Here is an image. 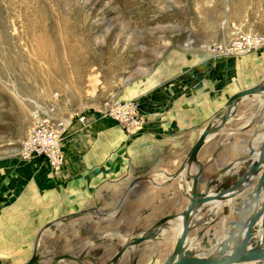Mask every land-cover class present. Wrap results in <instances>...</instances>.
I'll list each match as a JSON object with an SVG mask.
<instances>
[{"label": "crops", "instance_id": "1", "mask_svg": "<svg viewBox=\"0 0 264 264\" xmlns=\"http://www.w3.org/2000/svg\"><path fill=\"white\" fill-rule=\"evenodd\" d=\"M167 50L171 53L155 66L134 70L115 91L120 99L140 103L146 115L142 131L130 134L102 118L98 109L104 99L88 97L79 108L61 110L70 124L62 142L66 161L59 171H51L40 158L18 157L12 163L8 212L18 224L8 225L9 241H22L23 236L27 241L30 211L42 219L45 212H116L115 219L100 224V241L123 243L154 226L151 234L160 230L158 224L165 217L157 221L158 212L177 207L174 191L184 210L189 202L188 176L198 165L185 167L173 179L169 174L183 164L201 131L219 124L232 94L264 82V47L240 57L213 56L194 45H171ZM263 134L264 91L242 97L232 116L204 141L197 153L198 191L210 194L231 186L247 170ZM263 169L264 164L234 195L198 206L189 221L187 250L197 256L216 250L233 230L242 206L249 203ZM259 234L258 229L248 248ZM171 250L151 260L160 264Z\"/></svg>", "mask_w": 264, "mask_h": 264}, {"label": "rangeland", "instance_id": "2", "mask_svg": "<svg viewBox=\"0 0 264 264\" xmlns=\"http://www.w3.org/2000/svg\"><path fill=\"white\" fill-rule=\"evenodd\" d=\"M248 32L264 34V0H0V264H23L34 248V264H113L125 244L100 241V224L116 213L102 211L68 219L76 211L45 212L44 219L30 211L27 241L8 240V225L18 224L8 212V182L34 108L55 93L65 111L88 97L116 98L134 70L155 66L171 45L204 51ZM173 203L157 221L183 211L175 191ZM177 223L169 218L114 264H155L151 258L173 248Z\"/></svg>", "mask_w": 264, "mask_h": 264}, {"label": "water", "instance_id": "3", "mask_svg": "<svg viewBox=\"0 0 264 264\" xmlns=\"http://www.w3.org/2000/svg\"><path fill=\"white\" fill-rule=\"evenodd\" d=\"M263 91L264 82H261L256 86H252L232 94L225 104V111L219 118V124H208L201 131L198 138L190 148L183 164L173 174H169V179H173L177 177L185 167L188 168L192 164L198 165L196 172L191 175V187L189 191L190 196L188 205L183 211L180 212L182 214V230L178 233L171 252L160 264H244L252 262L264 264V169L258 174V182L248 198L250 199L249 203L242 206L233 230L218 243V247L214 252L204 256H197L187 250V247H185V242L189 231V221L198 206L209 200H217L222 197L227 198L234 195L236 192L244 188L249 182H251L252 176L264 164L263 134L258 150L256 152H251L254 154V158L250 162L247 170L231 186L221 190L218 189L216 192L210 194L201 193L198 191V177L200 175L201 168L197 159V153L204 144V141L209 136V134L216 131L220 125L224 124V122H226L230 116H232V110L242 97ZM178 214L164 216L165 219L162 221V224L169 218L178 219ZM49 224H46L45 226ZM258 229L260 231L258 238H255L250 248H248L249 240L254 236V233H256ZM158 231H156L155 234H157ZM149 235L143 234L141 236L134 237L136 239L135 243L151 237ZM231 244H234L232 248ZM129 245L133 244L125 242L122 249L117 251L119 252V255L121 250ZM227 251L228 254H225ZM36 259L37 255L34 248L30 258L23 264H34Z\"/></svg>", "mask_w": 264, "mask_h": 264}, {"label": "built area", "instance_id": "4", "mask_svg": "<svg viewBox=\"0 0 264 264\" xmlns=\"http://www.w3.org/2000/svg\"><path fill=\"white\" fill-rule=\"evenodd\" d=\"M264 47V34L240 33L233 40L204 45V51L213 56L240 57ZM98 113L122 126L128 133L142 131L146 115L136 99L107 98ZM80 122L84 116L79 115ZM70 124L68 117L61 113L57 94L51 95L45 105H39L31 112V125L21 142L19 157L23 160L42 159L51 171H59L65 164L63 137Z\"/></svg>", "mask_w": 264, "mask_h": 264}, {"label": "bare ground", "instance_id": "5", "mask_svg": "<svg viewBox=\"0 0 264 264\" xmlns=\"http://www.w3.org/2000/svg\"><path fill=\"white\" fill-rule=\"evenodd\" d=\"M81 212H86V211H85V210H82V211H79V212H75V213H73V214H69V215L65 216L63 219H68V218H70L71 216H74V215H78V214H80ZM179 216H180V217H179ZM179 216H178V219H179V221H180V226H179V231H178V232H180V231L182 230V226H183V223H182V214H180ZM161 222H162V221H161ZM161 222L158 224L159 227H160ZM159 227H158V228H159ZM158 228H157V229H158ZM153 235H155V234H150L149 236H153ZM35 240H36V239H35ZM128 241H129L130 244H134L135 241H136V239L132 238V240L130 239V240H128ZM126 242H127V241H126ZM118 256H119V253H118V254H115L111 261L114 263V261L118 258ZM252 263H253V264H260V263H257V262H252Z\"/></svg>", "mask_w": 264, "mask_h": 264}]
</instances>
